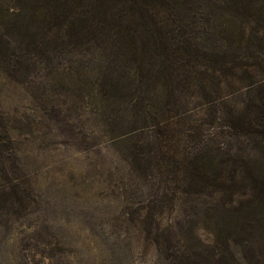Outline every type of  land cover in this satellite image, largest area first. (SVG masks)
<instances>
[{
    "label": "rangeland",
    "instance_id": "1",
    "mask_svg": "<svg viewBox=\"0 0 264 264\" xmlns=\"http://www.w3.org/2000/svg\"><path fill=\"white\" fill-rule=\"evenodd\" d=\"M120 1L0 0V264H264V0Z\"/></svg>",
    "mask_w": 264,
    "mask_h": 264
},
{
    "label": "trees",
    "instance_id": "2",
    "mask_svg": "<svg viewBox=\"0 0 264 264\" xmlns=\"http://www.w3.org/2000/svg\"><path fill=\"white\" fill-rule=\"evenodd\" d=\"M106 2V1H105ZM124 2V3H123ZM99 3H100V1H99ZM115 3V2H114ZM125 4V1L124 0H122V1H120V2H117V3H115V4H113L114 6H116V5H118V4ZM106 4H107V6L109 7H113V6H111V5H109L107 2H106ZM126 15V14H125ZM123 18H125L124 16H123ZM100 86H103V85H100ZM112 86V85H111ZM134 106L136 107V104H134ZM160 126V125H159ZM166 127H169V125H166ZM163 128V127H162ZM198 170H199V172L201 173V171H205L206 172V169L205 168H202V170H201V168L200 167H198ZM201 170V171H200Z\"/></svg>",
    "mask_w": 264,
    "mask_h": 264
}]
</instances>
